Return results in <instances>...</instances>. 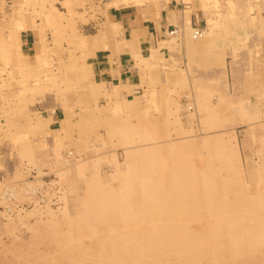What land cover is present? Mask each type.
<instances>
[{
    "label": "rangeland",
    "instance_id": "rangeland-1",
    "mask_svg": "<svg viewBox=\"0 0 264 264\" xmlns=\"http://www.w3.org/2000/svg\"><path fill=\"white\" fill-rule=\"evenodd\" d=\"M136 1L135 6L122 10L142 15L150 12L156 19L160 18L159 7L169 2ZM180 1L183 5L178 8L188 10L190 1ZM196 1L195 9L204 11L194 13L200 26L191 25L188 18L186 27L190 31L191 26L205 28L207 18L214 20L212 34H205L208 41L193 53L199 58L193 55V63L191 57L189 62L181 57L182 65L172 62L175 66L171 68L166 60L156 57L162 59L168 52L167 43L172 44L167 46L169 51L185 57L183 30L177 27V36L166 30L151 35L155 38L152 71L141 96L132 98L125 86L114 83L109 87L99 81L93 67L97 51L108 48L118 53L123 48L126 32L118 26L113 30L108 18L109 7L123 6V2L0 0V50L9 49L0 52V264L11 260L6 248H15L20 239L29 240L35 222L63 219L74 212L83 180L75 167H83L84 176L95 174L106 182L116 169L127 167L131 150L145 152L183 142L186 150L181 152H186L190 143L197 147L204 140H215L227 147L236 168V173L228 175L244 183V200H254L263 190L257 178L264 169L260 144L264 140V0H231L232 4L230 0ZM228 21L235 33L229 32ZM150 121L154 132L148 136L151 140L143 142L128 140L126 144L127 134L132 132L128 127H124L125 138L113 130ZM200 151L208 152L205 148ZM73 181L78 185L72 187ZM262 257L264 252L250 261ZM230 262L227 259L225 263ZM246 262L241 259L232 264Z\"/></svg>",
    "mask_w": 264,
    "mask_h": 264
},
{
    "label": "bare ground",
    "instance_id": "bare-ground-1",
    "mask_svg": "<svg viewBox=\"0 0 264 264\" xmlns=\"http://www.w3.org/2000/svg\"><path fill=\"white\" fill-rule=\"evenodd\" d=\"M114 1L123 2L126 6H135L139 2ZM229 4H232L231 0ZM155 8L158 6L155 5ZM187 19L185 14V22L179 27L183 30L182 39L187 51L199 58L197 53H193L199 45L204 44V40H208L205 34H212L214 20L207 18L205 28L191 26L190 31L186 27ZM227 23L231 25L229 21ZM111 26L114 30L118 24ZM177 27L166 31L177 36ZM229 32L232 34L231 26ZM183 34L189 37L184 39ZM8 50L1 49L0 52ZM219 51L225 54V49ZM53 113L51 109L50 119ZM65 117L68 118L66 113ZM61 121L63 123L65 120ZM152 126L150 121L135 126L123 124L113 130L122 136L126 133L124 127H128L132 131L127 134L129 138L126 144H129L135 140H151L148 136L154 132ZM261 141L264 151V140ZM214 142L207 139L197 147L190 143L186 152H181L185 149L183 142L151 147L145 152L131 150L127 167L116 169L106 182L95 174L84 176L83 167H75L77 176L83 180L80 179L82 192L75 198L74 212L71 211L63 219L35 222L30 227L33 234L27 242L20 239L15 248H6L13 261L6 260L5 264H227V259L231 264L241 259L247 260L245 264H264V257L256 262L250 261L251 257L264 252V169H260L257 178L263 190L257 193L254 200H244L247 197L244 183L239 178L232 180L228 175L236 173V168L231 164L227 147ZM203 148L208 151L205 155L200 151ZM221 172L225 175H220ZM73 183L72 187L78 185L76 181ZM235 197L237 200H232Z\"/></svg>",
    "mask_w": 264,
    "mask_h": 264
},
{
    "label": "crops",
    "instance_id": "crops-1",
    "mask_svg": "<svg viewBox=\"0 0 264 264\" xmlns=\"http://www.w3.org/2000/svg\"><path fill=\"white\" fill-rule=\"evenodd\" d=\"M107 1L111 3L112 0H107ZM189 1L190 2H187L188 10H182V8L179 9L183 5L181 1L177 2V0H169V2L166 3L163 6V8L159 7V13H160L159 19L152 18L150 16L151 15L150 12H144L143 13L144 15H142V13H138L136 11L128 12L127 10H122L125 9L126 7H130L134 5L123 6V7L119 6L117 7L118 9L115 6L111 5V7H109L108 9V18L110 23L111 24L117 23L118 27L124 29L126 33H123V41H124V43L122 42L123 48H121L118 53H112V51L107 48L101 51H97V53L95 54L93 67L99 81L105 84L120 83L119 85H123L125 86L126 89L131 91V93H127V94H129V96H131L132 98L141 96V93L146 86L147 75L152 71L151 69L152 64L153 61L155 60L152 59L153 56L152 54H153V50L155 49V44H154L153 36L151 35L155 34L158 36V33L162 32V30H169L172 27L176 28L177 26L181 27L185 22V14L187 18H189L191 25L197 27L200 26L198 22H195L197 16H194V13L202 14L204 13V11L195 9L197 3L196 0H189ZM204 7L208 8L206 6ZM191 8L194 10L191 11ZM225 8H227V6ZM154 11L156 12L157 9L154 8ZM117 40L121 41L120 36H118ZM165 46H166L165 49L168 51L167 52L168 57L167 54H164L162 56V59L157 57L156 59L160 61L167 59L166 62L169 65L172 62L180 61V58L183 57L182 56L183 54L177 52L176 55L175 53H172L173 52L172 50L169 51V47L167 46H172L171 43H167ZM182 46L184 47L182 48V51L185 50L186 53H185V57H183L181 60L184 62L185 59L189 58L190 56L191 57L190 60L194 62L195 57L191 55L189 51H187V49L185 48L186 44L183 43ZM262 48H263L262 52H264V45L262 46ZM176 50L181 51V48L176 47ZM179 63L180 62H178L177 64ZM170 66L171 68H173L175 65H170ZM177 67L179 66H176V68ZM192 67H194V65ZM225 72H228V70H225Z\"/></svg>",
    "mask_w": 264,
    "mask_h": 264
}]
</instances>
